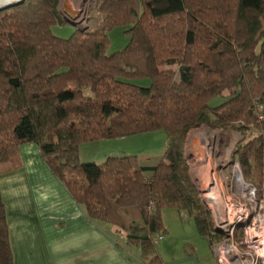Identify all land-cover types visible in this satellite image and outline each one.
<instances>
[{
  "label": "trees",
  "instance_id": "trees-1",
  "mask_svg": "<svg viewBox=\"0 0 264 264\" xmlns=\"http://www.w3.org/2000/svg\"><path fill=\"white\" fill-rule=\"evenodd\" d=\"M98 3L101 24L69 37L54 31L69 25L61 0L0 6V176L20 169L21 147L36 144L91 219L111 223L158 264L164 208L195 214L211 245L219 237L176 141L202 114L243 135L237 158L264 202V0ZM119 27L128 43L110 52ZM159 130L168 143L155 165L137 155L81 159L83 144ZM0 264H13L1 189Z\"/></svg>",
  "mask_w": 264,
  "mask_h": 264
},
{
  "label": "crops",
  "instance_id": "crops-1",
  "mask_svg": "<svg viewBox=\"0 0 264 264\" xmlns=\"http://www.w3.org/2000/svg\"><path fill=\"white\" fill-rule=\"evenodd\" d=\"M21 156L20 169L0 176L13 264H150L125 233L87 215L36 144L22 146ZM158 243V264H218L212 246L211 254L194 245L180 253L169 238Z\"/></svg>",
  "mask_w": 264,
  "mask_h": 264
},
{
  "label": "rangeland",
  "instance_id": "rangeland-1",
  "mask_svg": "<svg viewBox=\"0 0 264 264\" xmlns=\"http://www.w3.org/2000/svg\"><path fill=\"white\" fill-rule=\"evenodd\" d=\"M12 3H8L9 5L6 6L2 5V2H0V6L8 7ZM98 7V0H61V12L64 13L68 19L72 17L73 14L77 15V13L78 17L76 18L77 20L73 22L70 21L71 23H69V25L56 26L54 28L55 34L61 37H69L73 32L74 27H79L80 29H91L94 27H98L101 24L102 20V17L98 12ZM123 31V28L119 27L110 32V38L112 40L111 46L109 48L110 52L120 50L128 43V37L124 34ZM173 68H175V66ZM221 101V97H218L213 100V103L217 104ZM203 128H207L213 131H220L221 133L223 132L224 134L229 135V139H226V137L224 136L222 142L228 145L225 146L226 148H228L227 150H230V152L220 157V160H223L224 156H229L232 158V161H230L227 165H223L222 168L219 169V176L221 175L220 177L223 179V185L226 187V192H228V194L231 193L233 199L239 198V192L236 191L237 189L234 186L235 184H237L234 165H238L240 167L242 174V167L237 158V149L238 145L242 142L244 137L238 130L235 129L211 127L208 123V118L206 117V119L199 122L196 127L190 129L185 136L179 137L176 140L187 157V160L190 164L189 171L191 180L198 189L200 199L211 220V207L207 206L202 194L203 191L205 194L208 193V185H205L204 179H200L201 182L197 179L198 176L196 175L195 169L193 167L194 157L191 154L190 147L191 144H193L192 139L194 138V136L198 135L197 131H201L203 130ZM167 143V133L165 131L159 130L129 137H120L116 139L86 143L81 145L80 156L84 162H95L101 164L105 162L106 159L110 156L137 155L140 158L141 164L155 165L159 162V160L165 153ZM246 182L251 183L247 180ZM251 184L256 188V185H254L253 183ZM209 185L211 186L213 185V183L211 182ZM206 197L210 201L209 196ZM220 207L222 211L225 212L224 206L222 204H220ZM161 214L165 228L167 230L162 235L164 237L163 240H167L169 238V241L170 243H173L172 247L173 249H176V252H180L185 248L188 250L191 245H194L199 253L206 251V253L211 254L210 248L211 246L214 247L215 240L211 245V238L200 232L194 216L195 214L189 213V211L184 209L179 210L174 208H164L162 209ZM210 223L212 225V220ZM213 230L216 231V229ZM213 253L216 259L214 250Z\"/></svg>",
  "mask_w": 264,
  "mask_h": 264
},
{
  "label": "built area",
  "instance_id": "built-area-1",
  "mask_svg": "<svg viewBox=\"0 0 264 264\" xmlns=\"http://www.w3.org/2000/svg\"><path fill=\"white\" fill-rule=\"evenodd\" d=\"M77 17L69 19L75 21ZM242 180L241 186L234 185L239 198L233 199L229 193L228 203L222 204L225 212L214 198L208 204L205 196L211 195L203 194L211 207L214 232L219 234L213 247L218 264H264V202L257 198V189L243 177ZM162 239V235H157L154 243Z\"/></svg>",
  "mask_w": 264,
  "mask_h": 264
},
{
  "label": "bare ground",
  "instance_id": "bare-ground-1",
  "mask_svg": "<svg viewBox=\"0 0 264 264\" xmlns=\"http://www.w3.org/2000/svg\"><path fill=\"white\" fill-rule=\"evenodd\" d=\"M20 0H0L2 5L7 3H12ZM198 135L194 136L192 139L193 144H191V154L194 157L193 167L195 173L198 176L197 179H204L205 185H208V195L210 201L205 196L208 204L213 202V198L218 201L220 204L226 205L229 201L228 192H226V187L223 185V179L219 176V169L223 165H227L232 158L229 156H224L223 160H220L224 154H228L230 150H227L222 140L224 136L226 139H229V135L221 133L220 131H213L207 128H203L201 131H197ZM191 143V142H190ZM228 146V145H227ZM204 160V161H203ZM234 171L236 176V182L238 186H241L243 183L242 174L240 167L234 165ZM213 185H209L210 183Z\"/></svg>",
  "mask_w": 264,
  "mask_h": 264
},
{
  "label": "water",
  "instance_id": "water-1",
  "mask_svg": "<svg viewBox=\"0 0 264 264\" xmlns=\"http://www.w3.org/2000/svg\"><path fill=\"white\" fill-rule=\"evenodd\" d=\"M20 1H23V0H20ZM7 5H9V4H6V6ZM206 114L204 113V114H202L201 115V117L199 118V122H201V121H203L204 119H206ZM199 183V182H198ZM202 194H204V192L202 193ZM131 236V235H130ZM133 237H138V238H141V239H146V238H148V236H142V235H139V236H137V235H132Z\"/></svg>",
  "mask_w": 264,
  "mask_h": 264
},
{
  "label": "clouds",
  "instance_id": "clouds-1",
  "mask_svg": "<svg viewBox=\"0 0 264 264\" xmlns=\"http://www.w3.org/2000/svg\"><path fill=\"white\" fill-rule=\"evenodd\" d=\"M71 14V13H70ZM77 15H78V13H77ZM77 15H72V17H74V16H76L77 17ZM65 18L67 19V21L69 22V23H71V22H73L72 20H69L68 18H67V16H65ZM71 21V22H70ZM239 164V163H238ZM242 177L244 178V175H243V172H242ZM244 180L246 181V179L244 178ZM163 233L164 232H161V233H158L157 235H163ZM218 234V233H217ZM157 235H155V237L157 236ZM219 235V234H218ZM154 237V238H155ZM163 240V239H162ZM161 241V240H160ZM153 243H154V239H153ZM155 244H157V243H155ZM213 247V246H212Z\"/></svg>",
  "mask_w": 264,
  "mask_h": 264
}]
</instances>
